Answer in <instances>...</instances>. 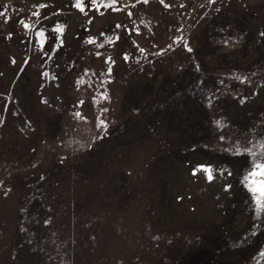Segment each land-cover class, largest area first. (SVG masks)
I'll list each match as a JSON object with an SVG mask.
<instances>
[{"label": "rangeland", "instance_id": "obj_1", "mask_svg": "<svg viewBox=\"0 0 264 264\" xmlns=\"http://www.w3.org/2000/svg\"><path fill=\"white\" fill-rule=\"evenodd\" d=\"M73 3L0 0V264H264V0Z\"/></svg>", "mask_w": 264, "mask_h": 264}, {"label": "snow or ice", "instance_id": "obj_2", "mask_svg": "<svg viewBox=\"0 0 264 264\" xmlns=\"http://www.w3.org/2000/svg\"><path fill=\"white\" fill-rule=\"evenodd\" d=\"M147 2L148 0H144V3H147ZM116 3H117V0H74L72 7L76 8L79 12L85 15H87V11H92V10H95L97 13L103 15V12H101V9L107 10L111 8L113 11H119V9L115 7ZM161 3H163V0H161ZM38 7L43 8V7H46V5L40 4L38 5ZM164 7L167 8L169 7V5L165 4ZM0 15H4V13H0ZM129 16H131V13H129ZM5 23H7V18L5 19ZM23 27L27 30L30 28V25L27 23H23ZM117 27H120V25H117ZM53 30L58 33H62L63 31L62 27H56ZM37 35L40 38V46L43 47L44 31L43 30L39 31ZM10 36L11 34H9V38ZM61 44H62V41H61ZM188 50L191 51V49H188ZM97 126L106 127V124H104L103 121H100ZM244 151L248 152L250 155L255 154V153H252L250 149H244ZM237 154H240L239 149H237ZM201 168L206 172L208 179L211 180L212 179L211 168H207L204 166H201ZM252 178H259V179H252ZM244 182H245L246 187H248L249 191L252 192L253 197L255 198L257 211L264 210V163L255 164L254 169L244 176ZM228 187L229 186L226 185L225 190H228Z\"/></svg>", "mask_w": 264, "mask_h": 264}]
</instances>
